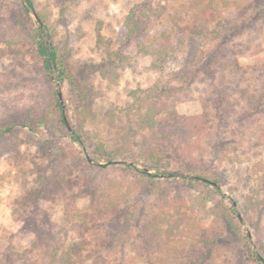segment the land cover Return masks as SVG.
Returning <instances> with one entry per match:
<instances>
[{
  "label": "rangeland",
  "instance_id": "1",
  "mask_svg": "<svg viewBox=\"0 0 264 264\" xmlns=\"http://www.w3.org/2000/svg\"><path fill=\"white\" fill-rule=\"evenodd\" d=\"M202 1L207 0H66L64 4L62 0H33L37 14L46 15L56 27V43L60 54L68 59L73 71L82 73L83 79L92 83V108L95 117L84 124L83 138L86 141L83 146L71 140V126L69 125L67 132L59 129L55 118L36 131H30L23 126L15 128L14 133L22 139V143L14 150L7 149L9 140L0 141L1 261H4L10 250L22 251L32 247L33 252L26 254L28 263L44 264L43 247L34 248L35 234L23 221L26 214H33L38 210L39 223L47 229L45 220L48 218L54 233L62 232L69 226L64 205L56 195L42 198L38 203L30 202L25 213L21 211V201L25 199L28 190L37 185L43 169L48 167V157L52 156L63 160L68 172L70 171L68 177L73 181L72 188L77 198V210L72 220H84L91 226L83 236L78 233L70 235L74 239L90 241L89 249L85 253L87 264H119L129 257H135V264L182 262V258L175 252H170L163 261L162 254L151 251L143 240H137L133 218L139 220V226L143 225L146 215L159 202L157 194L140 187L139 183L134 186L135 176L123 170L125 163L143 168L141 163L132 161L141 160V150L137 146H131L126 161L113 163H106L95 152V145L99 143H104L109 151L125 145L126 141L123 139H127L128 123H133L136 119L135 106L133 108L132 104L140 103L136 98L145 96L151 88L168 86L171 95H163L161 104L174 105L182 115L199 114L207 110L216 127L208 135L192 141L189 146L175 144L167 148L172 160L168 169L177 170L184 166V162H189L194 165L196 172H203L208 176L215 172L224 181L220 186L221 191L227 194V200L232 206V200L237 202L236 208H233L237 210L239 204H244L242 195L249 194V188L256 186L260 181L258 178L264 174V145L255 144L258 126L264 124V116L259 114L256 118L245 119L243 125L237 121L243 108L241 95L254 96L264 91V73L255 71V66L261 64L264 58V1L236 0L242 12L235 15L226 11L227 17L232 19L230 24L212 21L209 30L201 35L189 32L176 58L164 70L153 65L151 55L138 53L136 43L125 41L126 18L134 6L148 3L156 14H164L166 11L162 6L166 5L170 6L169 10L178 9L183 16L189 17L198 10L197 4ZM217 1L221 6V0ZM19 12H22L20 0H0V19H15ZM154 16L156 15H153V20ZM23 17L30 27L32 23L39 25L32 14L31 20L25 15ZM246 20H250L249 23ZM157 24L156 27L151 26L152 31L153 28H166L164 19ZM200 24L201 21L191 23L195 27H200ZM99 33L102 35L101 43L97 41ZM107 43L113 49H122L124 54L130 56L125 68H118L117 80L102 78L98 71L99 65L104 64ZM218 46L220 53L224 55L218 57V64L222 62L221 65L212 62V55ZM236 63L239 66L237 70L234 68ZM225 64H233V67H226ZM57 83L53 81L55 86ZM48 84L41 69L40 58L23 35H20L19 43L13 47L0 44V119L24 112L34 103H42ZM59 90L62 92L64 106L68 103L72 108L69 84L64 83ZM145 109L143 105L142 110ZM225 111L230 117L222 124L216 115ZM109 112L114 113L113 124L108 123ZM71 115L75 125L83 122V117L76 112L71 111ZM155 121L153 128L147 126L143 129L145 138L157 137L160 130L172 128L173 118L167 111L155 115ZM226 124L228 127L223 126ZM52 126L60 133H56ZM231 129L238 131L232 135ZM183 150L187 156L184 162H180L178 156ZM85 158L95 167L108 168L99 171L83 164L80 170L76 165ZM198 167L203 169L196 170ZM147 170L156 174L157 178H166L159 176L163 173ZM89 174H97V180L91 181ZM116 182L118 193L112 191ZM128 190L130 193H127ZM174 191L179 192L175 189ZM117 194L121 208L118 215L108 210L103 214L96 211L97 201L113 202L117 200L114 199ZM217 201L218 199H214L207 206H212ZM190 204L191 202L183 208L186 215L192 218L198 229L208 228L211 218L198 205ZM238 214L241 215L240 212ZM241 219L242 228L250 234L253 248L257 250L249 223L242 215ZM181 252L183 254L186 250ZM97 257L98 262H95ZM236 261L237 259L223 253L210 261V264H232ZM15 264H21V260Z\"/></svg>",
  "mask_w": 264,
  "mask_h": 264
},
{
  "label": "trees",
  "instance_id": "2",
  "mask_svg": "<svg viewBox=\"0 0 264 264\" xmlns=\"http://www.w3.org/2000/svg\"><path fill=\"white\" fill-rule=\"evenodd\" d=\"M263 1L260 0V2ZM65 2L66 0H62L63 4ZM20 4L22 12H19L15 19H0V23H2L0 24V44L5 43L9 47H13L19 43L20 35H23V38L34 47L36 55L40 58L41 69L44 71L49 84L45 100L42 103H34L24 112L0 119V141L9 140L7 149L14 150L22 143V139L14 133L15 128L23 126L30 131H36L39 127L46 126V122L55 118L59 129L62 128L66 132L69 124L72 129L70 133L68 132L71 140L83 146L86 141L83 138L84 124L95 117L92 108L93 85L83 79L82 73L77 72V70L73 71L68 59L60 54L56 43V27L52 25L46 15L39 14L42 25L35 26L31 22L30 27L27 24L23 15L31 20V10L34 8L33 0H20ZM221 4L219 6L217 0L199 2L197 4L198 10L189 17L183 16L178 9L169 10L170 6L166 5L162 6V9L166 11L164 14L162 12L156 14L148 3L143 6L136 5L130 10L126 18L125 41L136 43L138 53L151 55L153 65L164 70L176 58L189 32L192 31L201 35L209 30V24L212 21L219 24H230L232 19L227 17L226 11L235 15L242 12L236 0H221ZM153 15H156L154 16L155 20H153ZM208 15L210 16L208 17ZM163 19L166 21V28L162 30L153 28L154 31H152L151 26H158L157 23H162ZM153 21H157V23L154 24ZM196 21H201L200 27L191 25ZM246 21L249 23L250 20ZM3 23H5L4 27ZM97 41L99 43L103 41L100 33ZM220 50L219 46L216 47L212 55L214 64L216 62L218 64V57H224ZM105 52L104 64H100L98 67L100 76L105 79L117 80L119 78L118 68L124 69L130 56L124 54L122 49H113L108 43ZM221 63L219 64L221 65ZM226 64V67H233V64ZM236 65L234 68L237 70L239 66L237 63ZM255 69V71L264 73V58L261 64L255 66ZM53 81L58 82L57 86L53 84ZM66 82L69 84L72 108L69 107L68 103L64 106L58 94V89L63 87ZM169 92L171 93V89L168 86H162L156 89L151 88L145 96H136L140 103L132 104L133 108L135 106L136 119L135 122L128 123L127 139H123L126 141L125 145L114 151H109L104 143L95 145L96 154L106 163L126 161V155L130 152L131 146H137L141 150V160L132 161L141 163L143 168L125 163L123 170L135 176L134 186H138L139 183L140 187L150 189L154 194H157L159 202L156 208L148 216L146 215L143 225L139 226V220L133 218V229H136L137 240H143L148 244L151 251L162 254L163 261L170 252H175L178 257L182 258L180 264H210V261L220 254L226 253L233 259H237L232 264H263L264 174L258 178L260 181L256 186L249 188V194L242 195L245 202L239 204V209L236 210L220 188L211 182L186 175L203 176L219 185L224 182L215 175V172L208 176L203 172L194 171V165L184 162L187 156L185 150L178 156L180 162H184L185 167L169 170L168 167L172 165V160H170L167 148L173 147L175 144L189 146L192 141L208 135L211 129L216 128L207 110L199 114L182 115L174 105L161 104L162 96L171 95ZM241 100L243 101V108L237 120L239 124L242 123L243 125L245 119L256 118L259 114L264 116V91L254 96L242 94ZM143 105L146 107L145 111L142 110ZM71 111L82 116L83 122L75 125ZM162 111H167V114L173 118L172 128L160 130L161 133L157 137L145 138L142 134L143 129L147 126L153 128L156 124L155 115ZM227 113L226 111L223 114L217 113L218 121L222 123L228 119L230 114ZM108 115L110 116L108 123L113 124L114 113L109 112ZM227 125L223 126L228 127ZM52 128L56 133H60L54 126ZM258 128L259 132L255 136V144L263 146L264 124H259ZM237 131L238 129H234L232 135ZM48 163V167L43 169L37 185L28 190L25 199L21 201V211L25 213L30 202L38 203L42 198L56 195L64 205L65 217L69 221V226L62 232L54 233L51 229V223L45 217L47 229H44V226L37 220L38 210H35L33 214H26L23 221L25 226L35 234L34 248L43 247L44 264H87L88 258L85 257V253L89 249L90 241L83 238L74 239L73 236H70L72 233L83 236V233L91 229V226L84 220H72L77 210V198L72 188L73 181L68 177L70 171L68 172V168L60 158L50 156ZM83 164L87 168H97L99 171L108 168L95 167V165L89 164L86 158L83 162L79 161L76 167L82 170ZM146 168L158 173H174V177L157 178L155 177L156 174H151ZM202 169V167H198L196 170ZM47 171L49 172L47 173ZM89 179L96 181L97 174H89ZM121 183L123 182L121 181ZM117 186V182L113 184V192H119ZM174 189L179 192L176 193ZM127 193H130L129 190ZM117 198H119V194L114 197V199ZM214 199H218V201L212 206H207ZM189 202H191L190 205H198L211 218L208 228L198 229L192 218L186 215L183 208H186ZM118 203L119 199L113 202L97 201L95 209L100 214L108 210L118 215L121 211ZM239 212L250 225L251 235L255 237L257 250L253 248L250 234L242 228L241 220L237 215ZM116 215L114 219H116ZM182 250H186V252L182 254ZM28 252H33L32 247L22 251L10 250L4 257V261L0 260V264H15L20 260L21 264H29L26 255ZM94 261L98 262V257ZM135 263V257H129L119 264Z\"/></svg>",
  "mask_w": 264,
  "mask_h": 264
},
{
  "label": "water",
  "instance_id": "3",
  "mask_svg": "<svg viewBox=\"0 0 264 264\" xmlns=\"http://www.w3.org/2000/svg\"><path fill=\"white\" fill-rule=\"evenodd\" d=\"M31 14L35 17L37 23H38L39 25H42V21H41L39 15L37 14V12L35 11L34 8L31 10ZM58 94H59V97H60V99H61V102L63 103V101H62V92H61L60 90L58 91ZM68 128H70L69 124H68ZM89 161L92 162V159L89 158ZM159 176H160V177H167V176H169V177H173L174 174H164V173H163V174H159ZM193 177H195V178H199V179L204 180V181L211 182L213 185H215V186H217L218 188L221 189V186H220L218 183L213 182V181L209 180V179L206 178V177H201V176H193ZM225 195L227 196V194H225ZM228 197H229V196H228ZM229 198H230V197H229ZM232 203H233L234 208H236V206H237V202H236L235 200H232ZM238 216H239V218L241 219V215L238 214ZM241 220H242V219H241ZM242 222L244 223L243 220H242ZM263 262H264V259H263Z\"/></svg>",
  "mask_w": 264,
  "mask_h": 264
}]
</instances>
